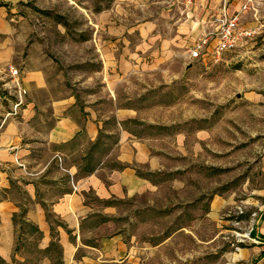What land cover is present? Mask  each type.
I'll return each instance as SVG.
<instances>
[{
	"label": "crops",
	"instance_id": "1",
	"mask_svg": "<svg viewBox=\"0 0 264 264\" xmlns=\"http://www.w3.org/2000/svg\"><path fill=\"white\" fill-rule=\"evenodd\" d=\"M245 1L230 0L229 15ZM221 2L194 1L201 22L189 45ZM239 22L241 28L258 29L253 40L264 45V0H255ZM129 61L117 62L123 76L139 73L155 87L154 62ZM102 84V92L84 106L73 96L31 98L20 108L19 123L9 118L0 128V187L10 193L0 201V259L9 264H264V133L240 149L227 148L214 131L198 129L190 137L181 126L173 132L175 122H158L154 111L124 106L134 104L132 97L118 96L114 83L106 84L104 96ZM51 85L38 79L29 89L45 93ZM226 168L230 181L242 176L243 181L221 193L220 171ZM208 184L214 186L206 189ZM224 209L234 217L227 236L219 230L205 241L192 230L207 228L209 220L219 227ZM164 228L181 233L180 247L164 236ZM187 230L195 243L184 236ZM155 231L161 237L149 235ZM29 237H35L33 245L26 244ZM33 251L31 262L22 256Z\"/></svg>",
	"mask_w": 264,
	"mask_h": 264
},
{
	"label": "rangeland",
	"instance_id": "2",
	"mask_svg": "<svg viewBox=\"0 0 264 264\" xmlns=\"http://www.w3.org/2000/svg\"><path fill=\"white\" fill-rule=\"evenodd\" d=\"M194 1L0 0V128H6L9 118L13 124L19 123L20 108H26L31 98L73 96L84 106L90 96L102 92L104 81V96L106 84L114 83L118 96L132 97L129 102L134 104L124 106L154 111L158 122H175L173 132L181 126L190 137L198 129L214 131L215 138L227 148L242 149L245 141L255 143L257 134L264 133V45L255 39L219 64L188 63L190 39L201 22V10ZM124 59L137 64L153 61L157 66L155 87H148L149 77L139 73L126 75L124 80L116 67ZM11 68L18 70L26 92L17 107ZM38 79L52 84L50 91L29 89ZM108 108L105 106V111ZM7 114L13 116L6 121ZM231 178L230 169L220 171L221 193L237 180L243 181V176L234 181ZM213 186L208 184L206 189ZM8 195L9 190L0 187V201ZM226 212H221L219 227L213 228L209 220L207 228L192 230L205 241L219 230L221 237L227 236L224 231L234 229L229 225L234 217ZM17 223L20 225L19 220ZM164 229V236L172 237L180 247L177 241L185 239H180L181 233L174 232L176 228ZM153 233L149 235L161 237L159 232ZM184 236L195 243L188 230ZM25 240L33 245L35 237ZM22 256L31 262L35 251L30 257L26 253Z\"/></svg>",
	"mask_w": 264,
	"mask_h": 264
},
{
	"label": "built area",
	"instance_id": "3",
	"mask_svg": "<svg viewBox=\"0 0 264 264\" xmlns=\"http://www.w3.org/2000/svg\"><path fill=\"white\" fill-rule=\"evenodd\" d=\"M229 2L230 0H222L215 14L205 23L200 36L191 43L187 51L189 60L219 64L223 61L226 54L244 48L257 36L258 29L241 28L239 22L243 13L253 10L255 0H246L241 4L239 11L232 15L228 13ZM10 74L15 87H17V107L22 104V99L26 92L20 87V82L16 79L18 70L11 68ZM72 187L73 190H76L74 185ZM251 231L252 228L249 229L248 234Z\"/></svg>",
	"mask_w": 264,
	"mask_h": 264
},
{
	"label": "trees",
	"instance_id": "4",
	"mask_svg": "<svg viewBox=\"0 0 264 264\" xmlns=\"http://www.w3.org/2000/svg\"><path fill=\"white\" fill-rule=\"evenodd\" d=\"M34 231H36L34 228H33ZM3 263V261L0 259V264Z\"/></svg>",
	"mask_w": 264,
	"mask_h": 264
}]
</instances>
